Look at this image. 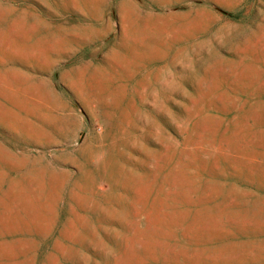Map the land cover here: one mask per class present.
<instances>
[{"label": "rangeland", "instance_id": "374dc122", "mask_svg": "<svg viewBox=\"0 0 264 264\" xmlns=\"http://www.w3.org/2000/svg\"><path fill=\"white\" fill-rule=\"evenodd\" d=\"M0 264H264V0H0Z\"/></svg>", "mask_w": 264, "mask_h": 264}]
</instances>
